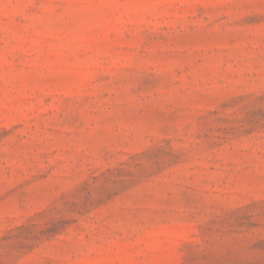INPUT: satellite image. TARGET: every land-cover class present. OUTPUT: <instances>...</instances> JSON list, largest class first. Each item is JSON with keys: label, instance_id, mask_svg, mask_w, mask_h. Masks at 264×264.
Returning <instances> with one entry per match:
<instances>
[{"label": "rangeland", "instance_id": "obj_1", "mask_svg": "<svg viewBox=\"0 0 264 264\" xmlns=\"http://www.w3.org/2000/svg\"><path fill=\"white\" fill-rule=\"evenodd\" d=\"M0 264H264V0H0Z\"/></svg>", "mask_w": 264, "mask_h": 264}]
</instances>
